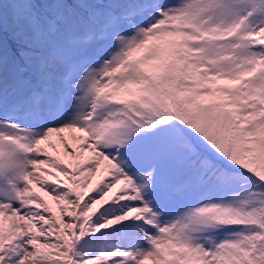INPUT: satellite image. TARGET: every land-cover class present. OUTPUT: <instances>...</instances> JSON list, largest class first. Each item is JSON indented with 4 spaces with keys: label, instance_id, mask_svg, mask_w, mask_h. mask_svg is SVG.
Returning <instances> with one entry per match:
<instances>
[{
    "label": "snow or ice",
    "instance_id": "1",
    "mask_svg": "<svg viewBox=\"0 0 264 264\" xmlns=\"http://www.w3.org/2000/svg\"><path fill=\"white\" fill-rule=\"evenodd\" d=\"M0 264H264V0H0Z\"/></svg>",
    "mask_w": 264,
    "mask_h": 264
}]
</instances>
